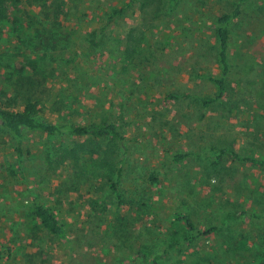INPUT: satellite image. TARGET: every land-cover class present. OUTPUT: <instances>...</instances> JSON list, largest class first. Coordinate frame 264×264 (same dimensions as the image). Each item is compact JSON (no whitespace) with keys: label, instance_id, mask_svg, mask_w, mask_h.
Listing matches in <instances>:
<instances>
[{"label":"rangeland","instance_id":"1","mask_svg":"<svg viewBox=\"0 0 264 264\" xmlns=\"http://www.w3.org/2000/svg\"><path fill=\"white\" fill-rule=\"evenodd\" d=\"M64 1L57 19L54 0H20L27 10L21 21L0 23V106L22 107L32 97L50 121L110 119L125 139L93 144L96 153H82L75 166L57 163L84 137L26 130L21 168L13 138L0 128V264H259L264 166L209 148L264 155L257 106L264 99V0L234 23L233 74L224 99L209 107L197 96H213L216 86L197 76L220 73L214 20L230 9L228 0H181L172 10L165 0H140L107 26V12L125 0ZM30 60L36 81L19 87L15 62ZM180 153L186 157L175 161ZM119 166L122 203L109 188ZM35 199L67 224L66 238L32 217ZM176 213L216 230L183 241L189 231ZM142 243L155 245L147 259L136 253Z\"/></svg>","mask_w":264,"mask_h":264},{"label":"trees","instance_id":"2","mask_svg":"<svg viewBox=\"0 0 264 264\" xmlns=\"http://www.w3.org/2000/svg\"><path fill=\"white\" fill-rule=\"evenodd\" d=\"M42 5H48L50 0H38ZM56 2L57 11L55 12V18H59L58 14L63 12L64 0H54ZM168 3L169 10H172L181 0H165ZM230 2V9L226 12L218 14L214 20V35H215V52H216V64L220 70L218 75L202 74L198 75L199 78H205L212 81L216 86V92L213 96H197L200 104L205 107H209L215 103L220 102L226 96L228 90V82L230 81L231 74H233V60L230 51L231 47V34L234 23L246 12L253 1L255 0H228ZM140 0H125L123 5L119 8H115L107 12L106 26L114 20L125 9H133L137 6ZM20 0H0V23H8L13 20L16 23L17 20L21 21V18L27 14L22 6H20ZM33 20L30 21L32 23ZM46 51L53 48L52 45L45 46ZM46 55L42 57L45 59ZM16 63V72L19 73L20 82L17 84L20 86L24 83L32 84L36 81L35 76L38 75L37 64L35 60H30L26 63ZM32 69L34 72L29 73ZM29 74V75H28ZM31 75V76H30ZM28 84V85H29ZM264 97V92L261 94ZM167 97L177 98V95L172 92H168ZM264 99H261L257 106L261 108L262 112H259L264 116ZM0 128L10 135L15 143L16 162L19 167L23 168L25 160L24 149V132L26 130L34 132H42L49 135L56 136L58 138L64 137H84V141L75 144L71 148L65 149L57 164L65 162V160H71L74 165H78L82 159V153L86 154L94 152L95 148L93 144L101 147L100 141L107 140V144H117L124 141L125 137L119 128L116 121L110 119H100L98 121H92L87 124H80L72 121L58 120L56 122L50 121L44 117L42 106L37 99L27 97L22 104V107H16L15 105L0 106ZM111 151L112 148H110ZM219 158L221 156H229L230 158L242 163H248L253 165L264 166V155L250 156L245 153L237 151L232 145H211L209 148ZM96 153V152H94ZM186 157V154H175L173 158L175 161H180ZM107 160H105L106 162ZM116 179L109 182V188L116 194L119 203H122L123 193L119 188L120 177L122 175V166L117 167ZM152 181H156L155 174L151 175ZM31 215L37 222L45 228L51 235L56 238L64 239L68 235V226L64 223L54 209L48 204L35 199L32 202ZM176 217L183 221L189 231V234L184 237L183 241L192 242L195 239H199L201 235H208L216 230L214 226H210L205 229H198L194 221L188 214L176 213ZM253 216L256 218L262 217V214L255 213ZM173 242H167L165 247L173 246ZM155 245L149 243H142L136 253L144 259L149 258L153 253ZM157 255L154 259H157ZM233 264V263H226ZM259 264H264V253L261 256Z\"/></svg>","mask_w":264,"mask_h":264}]
</instances>
